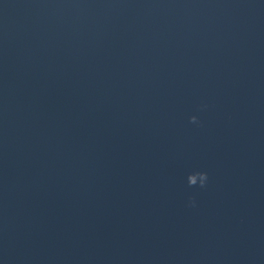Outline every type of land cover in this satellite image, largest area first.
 I'll return each instance as SVG.
<instances>
[{
  "label": "water",
  "instance_id": "water-1",
  "mask_svg": "<svg viewBox=\"0 0 264 264\" xmlns=\"http://www.w3.org/2000/svg\"><path fill=\"white\" fill-rule=\"evenodd\" d=\"M0 264H264V0H0Z\"/></svg>",
  "mask_w": 264,
  "mask_h": 264
}]
</instances>
